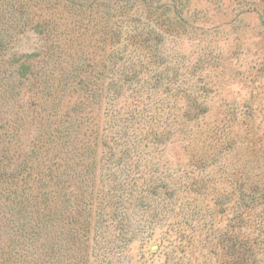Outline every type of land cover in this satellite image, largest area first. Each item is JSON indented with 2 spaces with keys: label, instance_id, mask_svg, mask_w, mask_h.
<instances>
[{
  "label": "rangeland",
  "instance_id": "obj_1",
  "mask_svg": "<svg viewBox=\"0 0 264 264\" xmlns=\"http://www.w3.org/2000/svg\"><path fill=\"white\" fill-rule=\"evenodd\" d=\"M0 40L5 264H238L227 230L264 264L244 190L264 194V0H0ZM39 140L51 170L28 160ZM46 173L59 210L83 192L87 253L62 212L17 214Z\"/></svg>",
  "mask_w": 264,
  "mask_h": 264
},
{
  "label": "trees",
  "instance_id": "obj_2",
  "mask_svg": "<svg viewBox=\"0 0 264 264\" xmlns=\"http://www.w3.org/2000/svg\"><path fill=\"white\" fill-rule=\"evenodd\" d=\"M61 1H66V0H61ZM51 33L54 36L53 32H52V28H51ZM61 33V32H60ZM82 35V34H81ZM81 35H78V37L80 38ZM71 40V38H69V41ZM76 40L77 39H73ZM73 42V41H72ZM2 41L0 40V52H1V45H2ZM79 44V43H78ZM80 45V44H79ZM89 85H91V80L88 79L84 86H82V89H80L81 91H79V94H83L87 97L86 92H87V88ZM49 94H51L49 92ZM62 131H67V127H63ZM10 137V136H9ZM45 141V139H44ZM49 143L50 140L48 139ZM47 143V141H46ZM44 142L42 143L41 140H39L38 142L34 143L33 147H37L38 150L37 151H31V155L29 156L28 160L31 163H36V165H39L37 162L41 159H43L44 163L47 162L46 164V168L47 169H52V165L54 163H48L47 160V154L46 152L48 150H44ZM32 147V149H33ZM82 152L81 155L83 156L84 154H90L91 150L90 147H83L82 146ZM4 152L6 153V162L9 163L11 158H13V155L10 154V149H8L7 147L5 148ZM51 158V157H50ZM82 159H84V157H81ZM50 161L52 162V160L50 159ZM113 166H115L114 163H112ZM59 166L57 165L56 168H58ZM50 173H46L45 177H39L38 181H34L35 179H30L28 178L23 179L21 181H23V186H22V192H20L21 194L19 195V200L18 202L15 203V207L17 210V214H19V211L21 213H23V211H25V207L27 206V204H31L33 206H38L39 211H43L45 212L44 217L50 221V217H54L56 219V217L58 216L59 213H63V222H65L66 226L69 227L68 231L71 234V241L77 245V250H79V253H81V251H85V245L81 244L80 242L84 239V241L88 238V236L90 235V233L92 231H94L95 226L92 225L91 221L89 220V218L84 214V212H86L85 210L87 209V204L83 202L81 204V200H82V196H83V192H81L79 195L80 197L77 200V205L73 208V212H69L68 210H65L64 207L65 205H69V199L62 198L61 193L63 191H67L68 190V185H65L64 182H62L60 185V191H48V188H50L49 184H48V178H46V176H50ZM14 177V176H13ZM19 175L16 176V178L14 179H18ZM12 179V181L14 180ZM116 177L114 178L113 181H116ZM50 181V180H49ZM19 181L15 182V185H19ZM35 183H37V185H35ZM21 185V184H20ZM34 185V186H33ZM11 186L14 188L13 185H6V198L10 199V196L13 195L15 197V191H13L12 193V189ZM262 186H264L262 184ZM262 187L259 186H253L249 187L247 186V188H245V192H247L249 199L251 200L252 203H262V208H264V194H261L263 190H261ZM56 189V188H54ZM9 190L10 193H9ZM22 195H26L25 197ZM29 195V196H28ZM61 195V196H60ZM22 196V197H21ZM59 196V197H58ZM115 197V196H114ZM23 199V200H22ZM62 200V201H61ZM62 203V209H58L60 208V205ZM246 206V204H245ZM25 208V209H23ZM84 210V212H83ZM87 214L91 215V212H86ZM116 214V211H114V215ZM113 215V219H116V215ZM255 221L254 225H256L258 227V231L262 234H264V213L262 215H260L258 217V219L253 220V222ZM234 222V221H233ZM236 222V221H235ZM234 226H232V229L235 230H239V228L241 227L240 225H242L243 228H246V223H241V224H233ZM252 225V224H250ZM249 227V226H248ZM242 228V229H243ZM120 232L122 231L121 228L119 229ZM224 238V242H228L230 241V252L233 254V256H235L239 261L237 262L238 264H260V260L259 257L257 256L258 254L256 252H254V249L256 247V242H254L253 244H251V242H249L247 239H243L237 232L235 235L230 234L227 230V234H225ZM78 240L79 243H75L74 241ZM81 250V251H80ZM247 252H249V257H246ZM87 253V252H86ZM9 255H3L0 254V262L2 264H5L6 262L9 261Z\"/></svg>",
  "mask_w": 264,
  "mask_h": 264
}]
</instances>
